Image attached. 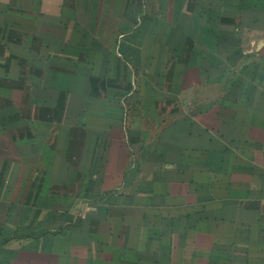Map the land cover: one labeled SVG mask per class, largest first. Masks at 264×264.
Returning a JSON list of instances; mask_svg holds the SVG:
<instances>
[{"label": "crops", "instance_id": "1", "mask_svg": "<svg viewBox=\"0 0 264 264\" xmlns=\"http://www.w3.org/2000/svg\"><path fill=\"white\" fill-rule=\"evenodd\" d=\"M0 69V264H264V0H0Z\"/></svg>", "mask_w": 264, "mask_h": 264}, {"label": "rangeland", "instance_id": "2", "mask_svg": "<svg viewBox=\"0 0 264 264\" xmlns=\"http://www.w3.org/2000/svg\"><path fill=\"white\" fill-rule=\"evenodd\" d=\"M10 80H7V76L5 74V72L0 69V132H5L6 130H8L9 132L11 131V141H12V148H15V153L18 156V137H19V101H18V86L14 89L15 92V97H14V92H13V98L11 99L9 97V95L11 94L12 91H10V87L6 86L5 83H7ZM0 136H2V134H0ZM16 137V144L13 142V138ZM1 144H4L2 141H0ZM0 158H3L2 156H0ZM3 161L0 160V168H3ZM6 165V162L4 163ZM10 166H6L5 167V175L3 176V180H0V184L5 185L7 184V180H4L7 176H8V170H9ZM227 182H220V195H221V202H220V209H219V213H218V223L220 224V229H219V237L220 239H223L226 241V230H224L225 225L227 224V222L229 221V213H228V204H227V199L228 197H226L227 195ZM210 210V209H209ZM202 216V215H201ZM204 220L208 221V225L210 227V224L212 223L211 221V217L213 216L215 218L216 214L215 213H211V210L208 211V213L204 214ZM203 216H202V221H203ZM215 222V220L213 221ZM172 234L174 235L176 233V235L179 237V239L183 238V235L180 234V231H175L172 230L171 231ZM193 238H195V235H192ZM198 237L200 238L201 242H204V244H210V240L215 237V235H213L212 230L211 229H202L200 230V232H198ZM155 238H158V236H155ZM173 238H175L173 236ZM194 240H198V238H195ZM224 264H227L226 261L223 262ZM209 264H211V262H209ZM213 264H215L213 262Z\"/></svg>", "mask_w": 264, "mask_h": 264}]
</instances>
